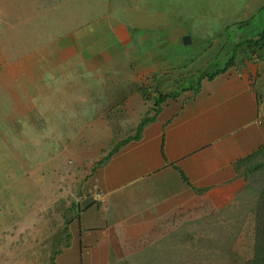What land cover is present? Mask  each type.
Listing matches in <instances>:
<instances>
[{
  "label": "crops",
  "instance_id": "1",
  "mask_svg": "<svg viewBox=\"0 0 264 264\" xmlns=\"http://www.w3.org/2000/svg\"><path fill=\"white\" fill-rule=\"evenodd\" d=\"M144 1L97 0L85 19L83 0H0V130L37 127L44 116L66 117L64 127L72 131L62 130L63 140L76 143L84 134L97 135L99 118L112 111L139 118L135 128L153 117L137 140L96 169L89 185L93 201L72 222L70 245L55 264L242 259L239 197L244 176L264 163V60L236 59L225 68L230 48L223 66L208 68L218 55L213 46L178 79L173 63L157 54L145 68L158 77L150 85L168 96L158 107V93L148 101L138 93L119 101L107 88L101 93L99 86L121 83L100 76L115 66L85 53L97 52L93 38L127 36L139 20L149 19ZM116 20L130 23L111 25ZM167 49L154 47L162 54ZM75 55L83 60L72 61ZM236 182L242 187L230 200L212 196Z\"/></svg>",
  "mask_w": 264,
  "mask_h": 264
},
{
  "label": "rangeland",
  "instance_id": "2",
  "mask_svg": "<svg viewBox=\"0 0 264 264\" xmlns=\"http://www.w3.org/2000/svg\"><path fill=\"white\" fill-rule=\"evenodd\" d=\"M97 3L83 0L85 19L90 18ZM141 5L149 19L139 20L133 33L93 38L97 52L85 53L87 59L113 63L115 67L101 70L105 74L100 76H111L115 83H121L99 87H104L101 93L107 88L118 101L135 93L148 101L158 93L150 85L158 77L153 69L145 68L157 54L173 63L172 70L180 79L191 62L203 56V50L216 46L214 51L218 55L208 68L223 66V55L230 54L228 49L255 38L264 29V0H145ZM126 23L130 22L116 20L111 25L123 27ZM184 37L189 38V44L182 43ZM155 46L178 51L167 49L162 54L155 52ZM247 55L248 52H239L235 58L246 59ZM81 59L75 55L72 61L77 63ZM82 76L85 84L86 76ZM99 119L97 135L84 134L83 140L76 143L63 140L66 134L62 130L72 131L64 127L70 123L66 117L59 121L58 117L44 116L37 127L20 130L18 126L1 127L0 264H55L57 255L70 245L72 222L93 201L94 191L89 185L94 172L118 143L133 134L139 118L119 116L118 111H112L110 116ZM263 169L260 166L249 170L244 176L243 194L239 197L244 216V250L242 259L235 257L227 264H246L252 257L250 210Z\"/></svg>",
  "mask_w": 264,
  "mask_h": 264
},
{
  "label": "trees",
  "instance_id": "3",
  "mask_svg": "<svg viewBox=\"0 0 264 264\" xmlns=\"http://www.w3.org/2000/svg\"><path fill=\"white\" fill-rule=\"evenodd\" d=\"M241 52H248L247 58H258L264 60V29L253 39H245L236 46H234L232 50V54L228 58L225 68L231 66L235 60L236 55ZM168 96H162L158 92V97L154 101V107H158L160 103L167 98ZM153 117H144L137 124L133 135L128 136L120 143H118L110 155L107 157L106 161L116 153L119 148L124 145L126 142L130 140H137L140 136V133L143 127L149 123ZM264 166L261 165V167ZM264 170V169H263ZM255 202L250 210V215L252 217V257L246 262V264H264V171L261 178V183L257 186L254 191ZM55 254V252L53 253Z\"/></svg>",
  "mask_w": 264,
  "mask_h": 264
},
{
  "label": "water",
  "instance_id": "4",
  "mask_svg": "<svg viewBox=\"0 0 264 264\" xmlns=\"http://www.w3.org/2000/svg\"><path fill=\"white\" fill-rule=\"evenodd\" d=\"M184 45H187L190 43L188 37L183 38ZM242 187L241 182H236L230 186L220 188L212 193V196L221 200V201H228L230 200L237 192L238 190Z\"/></svg>",
  "mask_w": 264,
  "mask_h": 264
}]
</instances>
